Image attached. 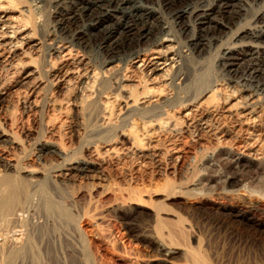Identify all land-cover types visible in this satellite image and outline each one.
<instances>
[{
    "label": "rangeland",
    "instance_id": "374dc122",
    "mask_svg": "<svg viewBox=\"0 0 264 264\" xmlns=\"http://www.w3.org/2000/svg\"><path fill=\"white\" fill-rule=\"evenodd\" d=\"M11 1L22 10V21L33 29L42 46L38 52L22 57L38 69L36 80L22 78L19 59L0 63V124L15 141L11 145L4 143L3 148L16 158L18 167L39 168L43 177L38 182H29L26 191L19 195L15 213L7 222L9 225L4 224L7 227L4 255L8 264H163L162 259L167 257L157 249L156 241L177 251L168 258L169 264H264V253L231 250L240 247L239 243L244 241L240 233L249 232V226L228 221L227 211L218 213L212 206L199 213L179 203L189 195L210 194L216 198L215 202L238 206L242 204L236 200L240 196L260 197L258 187L264 183V159H248L250 163L246 167L233 170L229 164L235 162L236 156L231 138L222 145L209 142L202 147L190 131L179 138L189 150L180 166L178 159L170 156L163 157L159 166L155 162L145 163L139 155L121 147L117 138L123 131H130L143 140L147 130L154 126L148 123L152 121L151 114L147 117L142 111L119 110L128 95L126 90L118 89L120 78L128 76L138 81L125 82L136 89L144 80L140 70L122 62L101 77L97 67L99 74L85 84L87 87L71 77L58 89L51 77L58 61L50 49L58 39L47 36L56 24L55 4L51 0ZM250 19L251 16L247 20ZM37 21L43 25L39 26ZM74 52L76 56L95 58L97 66L100 63L96 51L77 49ZM217 53L214 51L213 56ZM211 73L214 78L221 71L215 69ZM37 80L42 81L43 87L34 96L36 93L30 85ZM184 85L172 82L162 87L165 94L162 99L166 97L169 101H161L164 112L157 119L162 118L160 125L165 129L168 121L176 124L173 130L185 129L179 118L180 98L191 85ZM103 115L110 116L111 126H104ZM111 142L119 148L116 155L104 148ZM46 143L54 144L58 154L40 158L38 149ZM87 157L100 164V172L95 177L69 185L54 182V171ZM139 167H144L141 172L136 171ZM235 171H239L238 176ZM223 232L218 239L221 242L215 243L213 235L221 236Z\"/></svg>",
    "mask_w": 264,
    "mask_h": 264
},
{
    "label": "bare ground",
    "instance_id": "6f19581e",
    "mask_svg": "<svg viewBox=\"0 0 264 264\" xmlns=\"http://www.w3.org/2000/svg\"><path fill=\"white\" fill-rule=\"evenodd\" d=\"M51 3L55 4L56 24L52 34L49 32L47 36L51 40L58 39L50 46L58 61L51 70L53 85L58 89L71 77L77 78L82 85L88 84L89 80L97 78V67L102 74L100 76L105 77L107 71L122 62L138 68L144 76L136 89L125 82L138 81L128 76L120 78L118 89L126 90L128 95L119 110L124 113L142 111L146 116H156L148 115L152 120L149 125L154 123V126L147 130L143 140L133 132L123 131L117 136L121 147L125 146L127 151L139 155L145 163L155 162L159 166L163 157L170 156L178 159L180 166L189 150L179 138L192 131V136L202 147L209 142L222 145L231 138L236 156L235 162L229 164L233 170L246 167L250 163L248 159H264V0H51ZM22 13L13 1L0 0V63L19 59L22 78L36 80L38 69L22 57L35 50L38 52L42 41L22 21ZM250 16L251 19L247 20ZM37 22L39 26L43 25ZM77 49L96 51L100 56L97 57L99 65H96L95 58L76 56L74 51ZM214 51L218 52L215 56ZM215 69L221 73L213 78L211 71ZM172 82L177 86L191 85L180 98L179 118L185 129L178 131L172 128L176 124L168 121L165 129L160 125L162 118L157 119L164 112L161 101L166 97L162 99L165 95L162 87ZM199 82H202L200 87ZM30 87L35 96L43 87L42 81L37 80ZM109 117H101L105 127L111 126ZM7 131L0 124V264H8L4 255L7 248V227L4 224L14 215L19 195L26 191L29 182H38L43 177L39 168L31 165L18 167L16 158L7 154L3 144L15 142ZM112 143L104 148L109 154L116 155L119 148ZM37 154L45 159L58 152L54 144L46 143L41 145ZM99 168L100 164L87 157L69 162L54 171L52 177L58 184L69 185L83 178L95 177ZM238 172L235 171L236 176ZM258 188L260 197L240 196L236 198L242 203L238 206L215 202L216 198L210 194L202 197L189 195L179 203L183 208L199 213H204L208 206L218 213L227 211L228 221L251 228L246 234L240 233L244 241H239L238 249L231 250L243 253L249 249L255 255H261L264 253V183ZM222 235L224 232L221 236L213 235L215 243L221 242L218 239ZM155 244L167 257L162 259V263H171L168 258L175 256L177 251L160 241Z\"/></svg>",
    "mask_w": 264,
    "mask_h": 264
}]
</instances>
